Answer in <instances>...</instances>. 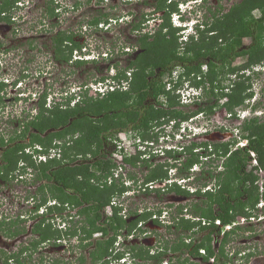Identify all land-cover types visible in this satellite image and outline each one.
I'll return each mask as SVG.
<instances>
[{"label": "trees", "instance_id": "trees-1", "mask_svg": "<svg viewBox=\"0 0 264 264\" xmlns=\"http://www.w3.org/2000/svg\"><path fill=\"white\" fill-rule=\"evenodd\" d=\"M17 2L18 0H0V19L9 20ZM156 9L164 12V21L153 34L144 33L139 36L140 51L136 53L135 58L123 69L118 68L117 64L109 65L115 69L112 79L118 84H125L96 95L89 93L90 85L81 84L78 96L71 94L65 98L63 104L59 102L50 106L45 105L43 95L38 114L18 122V126L11 133H7V138L0 136V178H10V175L18 170L19 161L24 160L26 164L21 167V172H24L27 166L34 167L35 180L45 179V182H41L37 187L36 193L39 194L41 202L36 204V207L45 204L48 197L60 202L59 206H50V210L61 212L65 203L78 207L82 219L74 234H77L79 228L81 234L78 244L82 248L91 247L92 264H98L100 260V264H121L118 260L122 257V252H114L112 248L117 235L133 234L137 221L150 215L145 212L134 220H127L115 210L112 216L103 217V207L109 203L116 190H123L122 186L117 188V184L107 185L104 182V175L107 176L110 167L115 166L111 158L115 151L113 136L118 131L131 130L144 139H150L156 136L150 131L155 125H160L165 117L180 121L200 112L210 114L217 107H224L230 117L234 118L238 110L236 107H246V100L251 99V74L257 73L254 68L264 61V0H240L233 3L226 12L219 13V9L212 11L209 26L204 31L198 29L197 37H191L187 42H179L177 28L169 21L170 12L177 9L176 3L167 5L166 0H157ZM254 10L259 11L257 16L253 14ZM50 13L54 14V10L51 9ZM102 16L107 14H100L89 20V23L97 26L101 21H107ZM139 27L140 22L134 21L132 30ZM243 38L249 41L236 42V39ZM52 41L55 56L61 62H67L75 49L81 50V45L75 41L74 35L66 31L57 32ZM68 42L71 44H67ZM110 53L112 52L106 53L101 59H108ZM238 57H244L245 60L234 64ZM73 61L75 65L88 62L81 58ZM96 61L98 60L93 59L90 62ZM203 65L206 67L205 72ZM246 70L250 73L246 74ZM174 71L175 77H178L176 81L173 80ZM231 75H234V78ZM107 77L108 75L102 76L99 81H104ZM165 79L173 84L172 89L166 88ZM183 80H188L190 85L201 87L202 94L198 99L204 97V101L195 100L197 106L187 112L177 107L178 94L173 92ZM224 80H227L228 84H223ZM4 86L5 83L0 82V90ZM163 97H166L165 101L161 100ZM224 98L226 100L222 102ZM1 100L0 95V103ZM71 101L73 103L70 106ZM255 108L256 105L251 106L252 110ZM239 129L240 138L247 139V144L240 148L230 150V145L236 140L203 141L201 144L192 142L185 145L181 151L169 152L178 162L181 155H185L180 171L188 170L195 163H204L202 157L207 159L212 155L218 160L215 166L221 168L214 175V186L205 193L197 191L195 194L200 201L192 203L190 208L192 216L204 219L208 224H201V220L192 221L177 217L176 226L179 225L183 233L194 227L205 233L199 242H185L182 233V236L178 237L179 240L169 249L179 252L185 247L187 255L184 259L183 253L177 255L176 262L170 256L168 264H198L193 258H199L202 264H210L211 257L214 260L212 264H228L230 261L229 264H235L225 248L230 241V233L235 229L225 232L219 238L220 229L214 224V220L219 219L222 225L230 223L237 216L247 214L248 210L255 207L260 197H264V193L261 194L258 190V173L254 172V169L264 168V117L253 115L244 118ZM6 139L9 140L8 143ZM60 139L62 143L54 142ZM35 143L40 144L41 150L62 147L61 157L49 158L44 163L36 164L32 154L25 152ZM197 146L202 148V152L194 151ZM249 151L255 153L258 166L248 171L247 164L251 159ZM124 159L126 163L134 165L139 158L133 156ZM147 166L150 169L144 176L145 183L166 177V165ZM207 171L210 172L209 169ZM209 175L213 176L212 173ZM129 177L134 178V174L129 173ZM170 191L189 195L188 191L181 190L176 184L171 186ZM34 195L36 197V194ZM178 210L182 211V207L178 206ZM21 220L16 218L10 222V235L17 237L26 230L21 225ZM31 230L36 237H32L18 252L6 256L4 264H26L24 259H20L23 252L29 248L32 251L37 250L41 242L61 236V230L46 223L45 218L35 222ZM95 232H101L102 236L93 241ZM196 232L192 231V234ZM215 236H218L216 246L212 244ZM88 239L91 240L86 242ZM199 248H203L205 253L201 254ZM130 249L134 253L132 257H141L144 260L158 259L157 262H160L168 248L166 243L164 249L154 256H151L148 249L142 252L137 244L130 245ZM127 253L130 256L131 253ZM79 260L84 262V257H79ZM125 264L133 263L130 261Z\"/></svg>", "mask_w": 264, "mask_h": 264}, {"label": "rangeland", "instance_id": "rangeland-1", "mask_svg": "<svg viewBox=\"0 0 264 264\" xmlns=\"http://www.w3.org/2000/svg\"><path fill=\"white\" fill-rule=\"evenodd\" d=\"M237 1L240 0H206L203 2L204 6L199 8L200 14L197 13V15H201L205 11L207 19L212 11L215 12L219 9V13L226 12L228 8ZM20 2L18 8L12 11L13 14H11L9 20L0 19V42H4L5 46H16L15 49L6 53L4 55L5 57L0 56V77L3 76L4 72L7 73L6 76L23 75L22 77L25 78L23 86H25L26 91L32 93L30 95L31 99L22 100L20 98L22 96H18L21 94L17 95L16 90H14L16 88L15 85L8 83V86L5 88L6 91L2 95L4 108L0 110L2 111L3 109L7 111L0 115V120H2L0 126L3 124V131H5V133H11L12 130L18 126V122L27 119L28 113L31 115L33 114L32 112H35V100L38 99V94L45 89H51L47 91V96H49V93H52L47 100L49 103H52L53 100H60L58 96L61 94L64 96L66 94L69 95L72 93V90H76L77 92L81 84H92L95 86L102 76L106 77L112 72L109 65L117 64L120 69L127 67L129 61L133 60L136 53L140 51L138 40L139 36L142 35L133 33L130 21L132 18H134V20H139L142 17V13L153 10V8L156 7L155 4L157 0H21ZM55 8L57 9L55 10ZM51 9L54 10V15H50ZM258 12V10H254L253 14L257 16ZM100 14H107V16L102 17L104 19L108 17L109 23H105L102 26L89 23V20H92ZM123 14H128V16L121 18ZM130 14H132V16ZM145 30H149L148 27ZM56 31H66L67 33L73 34L75 41H78L82 46L81 51L85 50L87 45L95 48L99 53L100 51L109 52L107 50L108 48L114 49V51L108 55V59H101L102 55H100L98 61L87 62L82 65H75L74 62L69 64L61 62L55 56L52 41V37ZM155 31L156 30H153V33ZM150 32H152V30ZM248 41L247 38L241 40L236 39L237 43H247ZM123 44L129 46L131 49L130 53L121 51L116 53ZM0 53L3 55L2 52ZM73 54L78 56L75 51H73ZM30 56H35V59L33 63L28 64L25 62L24 58ZM1 58L5 60L2 64ZM244 60V57H238L234 64H239ZM255 69L259 71L251 74L250 78L253 95L250 100H246V107H236L240 119L249 118L253 115L264 117V61ZM128 71H130V69ZM231 77L234 78V75H231ZM10 80L11 79H8V82H10ZM223 84H228V81L224 80ZM84 86L85 85H83V88ZM89 93L94 95V89L90 88ZM16 96H18L19 99L14 100ZM184 97L185 96L182 97V100L180 99L177 105L178 108L187 112L189 109H193L197 106L194 99H184ZM203 98H200L199 101H204ZM161 100L165 101L166 97L161 98ZM222 100L224 101V99ZM71 105L72 101L70 102V106ZM252 105H256L255 110L251 109ZM214 113L207 115L205 113L203 118L193 120L190 126H199L194 132H200L202 127L206 125V128L211 130V132L231 129L234 132L232 133L233 136L236 132L239 134V129H236V126L241 123L240 120L229 117L224 107H217ZM150 132L151 134L157 132L158 138L157 141L154 142L153 147L159 150V153H147L146 160L151 163H160L168 160L170 156L168 153L163 154L164 149H162V146L163 143L168 142H164V138L168 140L170 137L172 138L171 134L165 135V132H172L170 122L154 127ZM204 136H206L205 133H199L193 136V138L197 137V140H203ZM227 137H231V135L225 136L224 139ZM113 138H118V144L122 145V151L124 153H127L129 150L136 151L137 148L144 147L142 142L133 144L137 139H134L132 132L129 130L120 133L117 132ZM154 139L155 138L147 140ZM235 140L239 142L233 145L232 148L240 147L242 143H245V140L239 139V136ZM171 142L172 141L169 140L167 144L171 146ZM184 157L185 156L182 155L180 161L183 162ZM213 162H217L218 164V160H212L211 157L205 162L206 168L210 171L208 173L213 174L214 169L218 170ZM248 168H251V163L249 162L247 169ZM127 170L129 173H133L135 178L143 179L145 174L148 173L149 168L146 167L144 161H138V163L134 165L130 163L126 164L123 167V172ZM32 171L34 174L36 173L34 168ZM186 172L191 171L181 170L176 177L181 178L180 175L187 174ZM209 176L210 175H207V173L204 174L202 177L198 178L197 183L202 184L207 182L208 185H211V182H208L211 181L209 180ZM263 180L264 177L260 176L258 179L259 182L257 181L258 190L260 192L264 189V186H262ZM41 182H45V179ZM39 183L40 182H36L35 175L33 176L32 173L27 174V176L22 179H17L16 176L5 180L0 178V264H4L6 256L17 252L22 246L28 244L32 236L36 235L30 230L35 220L32 219L34 216L35 218H39L41 215L46 214L45 218L50 219V214H47L46 211L41 208L34 214L35 204H32V202L33 200H38L36 197H39V194L36 193V188ZM175 193L176 192L171 191L162 193L154 191L149 192L137 187L133 195L123 193L121 197H117L123 202L122 211L125 212L124 214H126L125 218L127 220L136 219L142 211H153L146 218H141L137 221L136 228L139 225L140 227L134 231L132 236L129 235L125 237L121 234V237H117L119 238L118 240L123 242L122 244L124 246L135 243L140 246L141 250H143L142 252H145L154 245H158L159 242H163L167 238V242L177 240L180 231L183 232V229L179 225L178 227L176 226V224H178L176 219V223L173 224L174 226L167 228L166 221L169 219V215L176 216L177 205L180 204L188 208V211L183 210L185 212L184 217H191L189 213L192 203L200 200L196 196L182 199L181 195H176ZM34 194H36V197ZM32 195H34V198H31ZM27 199L30 200L28 201ZM107 211L109 212V210H106V212ZM64 214H66V212H64ZM17 215L25 216L26 221L20 223L27 228V230H23L24 232L15 237L9 234L8 226L11 224L10 222L14 220L10 219ZM63 220L66 221V225L68 223L70 224V228L68 227L67 230L74 229L80 224L78 221L69 219V216L64 217V215L58 219L55 224L57 225L59 223L63 225ZM154 220H158V222ZM51 222L53 221L51 220ZM52 226L55 227V225ZM241 228L245 231L246 229H250L251 238L249 241H243V230ZM241 228L238 229V234L236 235L237 240L234 241L235 246L242 250L246 248L250 249V251H254L255 254L252 255L250 260H252L254 264H264V220L258 223L254 222L250 225L247 224ZM67 233L68 231H62V236H66ZM185 233L188 234L189 231ZM204 233V231H199L194 234V237L199 238ZM53 240L54 237L45 240V243L39 244L43 246L38 247L37 250L32 251V249L29 248L23 252L20 259H24L26 264H92L90 261L80 263L79 258L77 259L80 254H85V250L78 244L76 238L68 239L65 237L61 240V243L54 242ZM89 249H91V247H89ZM170 256H173V254L168 251L161 259L165 262L166 260L168 261ZM174 257L173 261H178V258L176 256ZM139 259L141 262H146V264H155L156 262L153 259L144 260L141 257ZM194 261L198 264H202L199 258L194 259Z\"/></svg>", "mask_w": 264, "mask_h": 264}, {"label": "clouds", "instance_id": "clouds-1", "mask_svg": "<svg viewBox=\"0 0 264 264\" xmlns=\"http://www.w3.org/2000/svg\"><path fill=\"white\" fill-rule=\"evenodd\" d=\"M20 1L21 0H18V2H20ZM205 1L206 0H166V4L167 5L172 4V3H176L177 9L172 11V12H170V14H169V19L170 20L169 21L171 22V25L174 28H177L176 35L179 38V42H187L191 37L196 38L197 35H198V29L204 31L209 26V23L211 21L212 12H211L210 16L207 17V19H206L205 11L201 15H197V13L200 14L199 8L204 6L203 2H205ZM17 8H18V4H17L16 9ZM56 9L57 8H55V10ZM50 15H54V14L50 13ZM130 15L132 16V14H130ZM126 16H128V14L127 15L123 14L121 16V18L126 17ZM141 16L142 17L139 20H134V18H132V20L130 21L131 30H132V24H133L134 21H136L137 23L140 22L139 29L132 30L133 33H135V34H144V33L152 34L153 30L157 31L159 29V27L161 26V24L163 23V21H164V12L161 11V10L156 9V7H154L153 10H151L149 12L142 13ZM105 19L107 21H101L98 25L102 26L105 23H109L108 22L109 18L107 17ZM116 20H118V19H116ZM147 27H148L149 30H145ZM151 30H152V32H150ZM165 30H166V28L163 29V31H165ZM125 45L126 44H123V45L120 46V48L118 47L119 49H118V51H116V53H118L119 51L124 52V53H130L131 49L129 48V46H125ZM81 49H82V46H81ZM107 50L109 52H113L114 51V49H110V48H108ZM74 51L76 52V54H78V56H76L75 54H72V58H73L72 60H75L76 58H81V59H84V60H86L88 62L92 61L93 59L98 60L100 55L104 56V55H106V53H108V52H102V51H100V53H99L97 50H95V48H92L90 45H87V48L85 50H83V51L78 50V49H75ZM105 57H107V56H105ZM255 68H257V67H255ZM255 68H254V70L257 71V69H255ZM202 69L204 70V72L206 71V67L204 65H203ZM110 70L112 72L108 75V77L104 81H98L95 86L92 85V84H89L90 88L94 89V92H95L94 95H96L97 93L104 94L108 90H112L113 88H115V86L118 87V86H122V84H125V82H121L120 84L116 83L115 79H112V76L115 75V69L113 67H111ZM247 72L250 73L249 70H246V74H247ZM173 73H174L173 74V80L176 81L178 79L177 76L175 77L176 71H174ZM22 74H24V73H22ZM22 76L21 75L20 76H15V75L14 76L13 75L4 76L3 75L1 77V79H0V82L5 83L6 86H8V83L9 84L11 83L12 85H15V83L18 80H20L19 86L16 87V85H15L16 88H19V87H21L23 85V83H25V78L22 77ZM8 79H11L10 82H8ZM165 81H166V88L167 89H172L173 88V84L168 82V79H165ZM79 88H80V86H79ZM79 88H78L77 92H76V90H74V91L72 90L71 94L72 95L76 94L78 96L79 95L78 92L80 90ZM173 92L175 94H178V98H179L178 100L179 101H180V99L182 100L183 96H185L184 99H191L192 98L194 100H200V99H198V96H201L202 88L201 87L200 88L196 87L194 85H190L188 80H183L182 83L179 84L173 90ZM47 94H48V92H46V91L41 93V94L40 93L38 94V97L39 96L43 97V95H45V102H47V106H50L53 103H59V102H61L63 104L65 98L67 96L71 95V94H69V95L66 94L67 96L66 95L64 96L63 94H61L60 96H58L60 98V100H53L52 103H49L47 98L51 95V93H49V96H47ZM30 95H31V93H27L26 94V92H21V95H18V96H22V97H20L21 99H24L25 97L31 99ZM18 96H16L15 98L19 99ZM225 100H226V98H224V101ZM248 100H250V99H248ZM190 101H193V100H190ZM224 101L222 100V102H224ZM72 103H73V101H72ZM35 108H36L35 112H32L33 114H31V115H29L30 113H28L27 116L31 117L33 115H36V112L38 111V108L36 106H35ZM227 113H228V116L230 117V113L228 111H227ZM204 114H205L204 112H200V113H197L195 115L189 116L187 119H183V120H180V121H179V119L178 120L170 119V118L168 119V117L163 118V122L161 124H166V123L170 122L171 130H172L171 133L170 132H165V135L166 134H171L172 135V138L171 137L169 138V140L172 141V142H171V146H170L169 144H167V143H169V140L167 138H164V142L165 141H168V142L163 143V146H162V149H164L163 150V154H166V153L169 154V152H174V151H181V150H183V147L185 145H190L191 142L201 141L200 139L197 140V137L193 138V136H195L196 134H199V133H205L206 134L207 132H211V130H208L206 128L207 127L206 125L202 127V130L200 132H194L195 129H197L199 126H197V127H194V126L191 127L190 126V124H191V122L193 120L203 118ZM239 116L240 115L237 113V115L234 118H232V117L231 118L235 119V120H240L241 123H242L243 119H240ZM241 123H239L236 126V129H239V125ZM157 126H159V125H155V127H157ZM129 131L132 132V135H133L134 139H137V141H135L134 143L132 142V143L133 144H139L140 142H142L144 144V147L137 148L135 154H133V155L132 154L128 155L127 153H124L122 151V147H121L120 151H122L125 154L124 158L125 157L130 158V157H133V156H138V158H139L138 161H144L145 164H146V167H148L147 164H151V166H154L155 164H157V165L158 164L166 165V166H164V169L166 170V177H164V178H162L160 180L158 179V180H156L154 182L145 183L144 177H143V179L135 178V175H134V178H130L128 170L126 172H123L124 165H122L121 169H120L119 165L114 161L115 162V166L113 165V166L110 167V172L107 174V176L104 175L106 177L104 179V182L107 185H112V184L116 185L117 184L118 185L117 188H120V186H122L123 190L121 192L116 190L115 193L112 195L109 203L103 207L102 214L105 217L112 216L114 211L117 210V214L119 216H122L123 218H125L126 214H124L125 212L122 211L123 202L121 200H119L117 197H119V196L121 197V195H123V193L133 195L134 191L136 190L137 187L139 189H144V190H147L149 192L150 191H154V192H157V193H162V192L170 191L169 187L171 185H173V184H176L177 186H179V188L181 190L183 189L184 191H188L189 195L196 196V197H197V195L195 193L197 191H200L201 193H205L207 190H210L212 188L210 185L207 184V182H204L202 184H198L197 180H198L199 177H202L206 173H207V175H209V173L207 171L208 169L206 168V165H205V162L207 161L208 158H210V157L213 158V155L210 156V157H207V159H205V157H202V161H204V163H201V164L200 163H195V164H193L191 166V168L188 169V171H191V172H186L187 174L180 175L181 178H177L176 175L178 176V174L181 172L180 171V166H181V163H182V161H180L181 159L178 162L177 160L173 159L169 155L170 157H169L168 160L165 159L166 161H163V162H160V163H151L150 161L148 162L146 160L147 159L146 158L147 153L148 154L149 153L150 154L159 153V150H157L155 147H153L154 146V142H156L157 138H158L157 132H154V135H156L155 137H153V138H155L154 140H147L149 138H145L144 139L138 133H135V132H133L131 130H129ZM219 131L221 132V134L223 136L221 138H218V142H225V141L235 140L239 136V139L245 140V143L244 144L242 143L240 147H243V146H245L247 144V139L246 138H240L241 137L240 136V129L238 130L239 134L236 132L234 134V136L232 134L234 132L231 129H228V130L225 129V130H219ZM120 132H123V131H118V133H120ZM191 134H192V136H191ZM228 135L229 136L231 135V137H227L226 139H224L225 136H228ZM0 136L1 137L2 136L7 137L8 134L5 133V131L3 132V129L2 130L0 129ZM153 138H150V139H153ZM117 139L113 140V144H115V149H117L116 148V144L119 141ZM54 142H57V143L61 142L62 143V140L61 139L57 140V141L55 140ZM238 142L239 141H237V142L235 141L234 143H232L230 145V150H233V149H236V148H240V147L232 148V146L236 145ZM34 149H38L39 151H34ZM201 149L202 148H199L197 146V147L194 148V151L200 152ZM61 150H62V147H51V148H49L47 150H43V149L41 150L40 144H34L30 150H29V148H27L25 150V152H27V153L29 152V154H32V158L35 161V163L39 164V163H42V162L43 163L46 162L49 158H60L61 157ZM249 153H250V156H251V159L249 160V163H251V168H248L247 169L248 171L251 170L252 168L258 166V162H257L256 156H255V153L253 151H249ZM42 155L45 157L44 160H42V158L39 159V156H42ZM36 161H38V162H36ZM138 161L136 163H138ZM123 163L125 165L128 164V163H126L125 159L123 160ZM25 164H26V162L24 160L23 161L20 160L19 163H18V170H16L15 173L11 174L10 177L16 176L17 179H20V178L22 179V178H25L27 176V174H29V173H32L33 176H34V173L32 171L34 167L27 166L26 170L24 172H21V167L23 165H25ZM247 166H248V164H247ZM220 168L218 167V170ZM28 171H30V172H28ZM194 171H196V172H194ZM171 172H172V175H171ZM254 172L258 173L259 177L260 176L264 177V168H260L259 167L258 169H254ZM262 186H264V180L262 181ZM156 190H159V191H156ZM262 193H264V189H263V191H261V194ZM31 198H34V195H32ZM197 198H199V197H197ZM37 199L38 200H33V202H32V204H35L34 214H36V211L39 210V208H41V209L43 208L46 211L47 214H50L49 215L50 219L53 221V222H51L50 219H46L45 216H44L45 222L46 223H50L51 225H55V227H53V226L52 227L61 230V236H62V231H68L67 228L68 227L70 228V224L68 223L66 225V221L65 220H63V225L59 224V223L57 225L55 224L58 219L63 217V215H64V217L69 216V219H71V220L75 219V221H78V223H80L79 221L82 218L80 219L81 215L75 210L76 206H74L72 204H69V203H65L63 210L61 212H59V211H57L55 209H53V210L49 209L50 206L51 207L59 206L60 202L58 200H56V199H51L50 201L47 200V202L45 204H40L38 207H36V204H39L41 202L39 197H37ZM27 200L29 201L30 199H27ZM52 200H54L55 203H51ZM259 201H264V197H260ZM259 201L255 205V207L250 209V210H248L247 214H245L244 216H247V217L250 216V215H255V217L262 216L264 214V205L261 208L258 207ZM106 210H109V212L108 211L106 212ZM64 212H66V214H64ZM145 212L151 213L153 211L152 210H147ZM145 212L142 211V212H140V214L145 213ZM166 214H168V213H166ZM16 218L22 219L20 222L26 221L24 215H17L14 218H11L10 220L16 219ZM40 218H41V216L39 218H35V216H34V218H32V219H35L33 224H35V222L39 221ZM168 218L169 219L167 220L168 222H166V224H167L166 227L167 228H171V227L174 226L172 221L175 220L176 217L169 215ZM260 221H262V218L259 219L257 221V223L260 222ZM59 222H61V221H59ZM156 222H158V220H156ZM33 224L31 225L30 230L32 229ZM59 225H62V226H59ZM244 226H246V225H243V227ZM139 227H140V225L134 231H136ZM241 227L242 226L236 225L234 228H232V229H235L234 232H231L232 229L227 231V232H231L230 235H229V237H230L229 240L230 241H235L234 238H233V234L237 235L238 234V229L241 228ZM75 229H77V227L74 228L73 230H75ZM26 230H27V228H26ZM242 230L245 231L244 229H242ZM97 233H99V232H95L93 235H96ZM133 234H128V236L129 235L132 236ZM243 235L244 234H242V236ZM63 236H65V235H63ZM32 237H36V236H32ZM76 239L79 242L77 237H76ZM118 239L119 238L116 237V241L114 243V246L112 247L114 249V252H122V257L118 260V262H120L121 264H125V263H128V262L131 261L133 264H136V263L137 264H144V263L146 264V262H141L140 261V259H139L140 257H132V255L134 253L131 251L130 245L129 246H127V245L124 246L122 244L123 242H121ZM178 240H179V238L177 240H173L172 242H170V241L167 242L166 241L168 250L173 254V256H171L173 259L175 258L174 256H176V254L174 252H172L169 248L174 242H177ZM53 241L56 242V238L55 237H54ZM58 242L61 243L60 240H58ZM229 242H228V244H229ZM43 243H45V241H43ZM115 244H116V246H115ZM133 244H135V243H132L131 245H133ZM38 246L41 247L43 245H38ZM118 246H120V247H118ZM234 246H235V244H234ZM153 247H154V250L150 253L151 256L157 255L161 251V249H160L161 246L159 244L158 245H154ZM235 249H236L235 250V255L233 256V258L238 257L240 248L235 246ZM17 252H18V250H17ZM127 252L131 253L130 256L128 255ZM11 261H12V258L9 259V262H11ZM112 261H113V263H115V259H113ZM155 261H156L155 264H157V263L163 264L162 259H161L160 262H157L158 259L155 260ZM250 264H254L253 261L250 262Z\"/></svg>", "mask_w": 264, "mask_h": 264}, {"label": "flooded vegetation", "instance_id": "flooded-vegetation-1", "mask_svg": "<svg viewBox=\"0 0 264 264\" xmlns=\"http://www.w3.org/2000/svg\"><path fill=\"white\" fill-rule=\"evenodd\" d=\"M57 32H59V31H56L55 33H54V35L57 33ZM53 35V36H54ZM66 42L67 41H65V45H66ZM67 44H71V42L69 43H67ZM16 48V46H5L4 45V42H0V52H2L3 53V55L0 53V56L1 57H5L4 55L6 54V53H8L10 50H12V49H15ZM20 57H21V55H20ZM23 59V58H22ZM25 59V62L26 63H33V61H34V59H35V56H30V57H26V58H24ZM23 59V60H24ZM1 60H2V62H1V64L5 61L4 60V58H1ZM72 62H74L73 60H72V57L66 62V63H72ZM26 71V70H25ZM6 72H4V76H6ZM0 79H1V77H0ZM19 84H20V80H18L16 83H15V85H16V87H18L19 86ZM7 86H6V84H5V86L0 90V95L2 96L3 94H4V92L6 91V88ZM14 90H16V92L18 93V94H21V92H26V94L27 93H30L29 91H26V88H25V86H21V87H19V88H15ZM48 90H51L50 88H47V89H45L44 91H48ZM44 91H42V92H40V94L41 93H43ZM32 93V92H31ZM17 94V95H18ZM52 94V93H51ZM42 96H39L38 97V99L37 100H35V102H36V107L38 108V111H39V104H40V101H41V98ZM16 98L14 97V100H15ZM26 99H29V98H27V97H25L24 99H22V100H26ZM3 103H4V101H3V97H2V100H1V103H0V110H1V108H4V105H3ZM45 105L47 106V102H45ZM38 111L36 112V114H38ZM7 111H5V110H3L2 109V111H0V115H1V113H6ZM214 112H215V110H214ZM214 112H212V113H210V114H213ZM215 114V113H214ZM207 115V114H206ZM2 122V120H0V123ZM4 127H3V124H1V126H0V129L2 130ZM4 132V131H3ZM206 136H204V139L203 140H201V141H197L199 144H201V142H203V141H208V142H213V141H216V142H218V138H221L223 135L221 134V132L219 131V130H217L216 132H207L206 134H205ZM8 137V136H7ZM6 137V138H7ZM6 142L8 143L9 142V140L8 139H6ZM192 143V142H191ZM35 144H39V143H35ZM1 149V148H0ZM202 152V151H201ZM212 160H216V159H214V158H211ZM0 163H1V160H0ZM213 164L214 165H217V162H213ZM218 168V167H217ZM219 170H217V169H214V172H213V176H209V180H211V181H209V182H211V187H213L214 186V175L218 172ZM41 181L42 180H38L37 182H40L41 183ZM39 183V184H40ZM38 184V185H39ZM172 186V185H171ZM171 186L169 187V189L171 188ZM37 187H39V186H37ZM36 190H37V188H36ZM171 192H176V191H171ZM176 195H181V197H182V199H188L190 196H192V195H188V194H186V193H183V192H176L175 193ZM52 198H50V197H48V201H50ZM178 206H180V207H182V211H180V210H178ZM187 209V211H188V208L186 207V206H184V205H177V214H176V216L177 215H179V216H182V215H185V213H184V211L183 210H186ZM75 210L78 212V207H76L75 208ZM46 215V214H45ZM45 215H41V218L40 219H42V218H44V216ZM239 216H241V215H239ZM244 216V215H243ZM103 217H105L104 215H103ZM82 218V216L80 217V219ZM74 221H75V219H73ZM262 220H264V218H262ZM155 221V220H154ZM172 223L173 224H175V222L174 221H172ZM44 224V223H43ZM78 225V224H77ZM59 226H61V225H59ZM79 226V225H78ZM80 229L78 228V232H77V234H74V230L73 229H70V230H68V233L66 234V236H60V237H55L56 238V242H58V240H62L63 238H65V237H67L68 239H70V238H78L79 236H80V234H81V232L79 231ZM245 232H249V233H247V234H245ZM101 233V232H100ZM182 231H180V233H179V236H182ZM244 233V235H243V241H249L250 240V238H251V231H250V229H246V231H244L243 232ZM102 234V233H101ZM98 235V236H93V238H92V240L93 241H95L96 239H98V238H100L102 235ZM178 236V237H179ZM184 236H186V234H185V232L183 233V240L185 241V237ZM178 239V238H177ZM191 239L192 238H189V240L191 241ZM78 240H79V238H78ZM89 240H91V239H88V240H85L86 242L87 241H89ZM84 241V242H85ZM192 241L194 242V239H192ZM170 242H172V241H170ZM186 242V241H185ZM43 243V242H42ZM165 243H166V241H163V242H159V245L161 246V251L164 249V245H165ZM214 243H216V240L214 241ZM217 245V243L215 244V246ZM163 246V247H162ZM184 248L185 247H182V249L179 251V252H174L175 254H176V256L177 255H179V254H181V253H183L182 255H183V258H185V256L187 255V253L185 252V250H184ZM152 251H153V247H151L150 248ZM150 249H148V251H149V253H151L152 251L150 250ZM83 250H85V254H80L78 257H77V259L79 258V257H81V256H83L84 257V262L85 261H90V263H93V260H92V258H91V256H90V249H89V247L87 248H84ZM151 251V252H150ZM169 250L167 249L166 250V253L168 252ZM244 252H245V256H246V262H252V260H250V258L252 257V255L253 254H255V252L254 251H250V249H246V248H244ZM250 254H249V253ZM247 253V254H246ZM79 262L80 263H82V261L81 260H79ZM98 264H100L101 263V260L99 261V262H97ZM168 263H169V261H168ZM167 263V264H168Z\"/></svg>", "mask_w": 264, "mask_h": 264}, {"label": "built area", "instance_id": "built-area-1", "mask_svg": "<svg viewBox=\"0 0 264 264\" xmlns=\"http://www.w3.org/2000/svg\"><path fill=\"white\" fill-rule=\"evenodd\" d=\"M21 2H17V4H20ZM13 14V13H12ZM121 147H122V145H120V144H118V142H117V144H116V148L117 149H115V151L112 153V155H111V158H112V160L113 161H115L118 165H119V167H120V169H121V166L122 165H124L125 166V164L123 163V160H124V153L122 152V151H120V149H121ZM135 150H129L128 152H127V154L128 155H131L132 153L133 154H135ZM42 158V160H44L45 159V157L42 155V156H39V159H41ZM51 203H55V201L54 200H52V202ZM264 205V201H259V203H258V207H262ZM109 208V207H108ZM43 209V208H42ZM261 218H264V214L262 215V216H260V217H255V215H250V216H243V215H241V216H237L236 218H235V220H233L232 222H230V223H227V224H224V225H222L221 224V222H220V220L219 219H215L214 220V223H215V225H217L218 227H219V229H220V236H222V235H224V233L225 232H227V231H229V230H231L232 228H234L236 225H239V226H243V225H250V224H252V223H254V222H257L259 219H261ZM166 222H168V221H166ZM203 224H208V222H202ZM247 233H249V232H245V234H247ZM242 234H244V233H242ZM233 238H234V240H236L237 239V237H236V234H233ZM214 241H215V237H213V240H212V243L214 244ZM225 248H226V251H227V253H228V256L231 258L232 257V259H233V262L235 263V264H241V263H243L244 262V260H243V258H242V255L244 254V250H242L241 252H239V254H238V257H236V258H233V256L235 255V246H234V241H230L229 242V244L227 243L226 245H225ZM199 252L201 253V254H204L205 253V250L203 249V248H200L199 249ZM214 260H213V257H211V258H209V262H210V264H212V262H213ZM168 263V261L166 260L165 262H163V264H167ZM230 263V262H229ZM228 263V264H229ZM245 264H250L249 262H246Z\"/></svg>", "mask_w": 264, "mask_h": 264}, {"label": "bare ground", "instance_id": "bare-ground-1", "mask_svg": "<svg viewBox=\"0 0 264 264\" xmlns=\"http://www.w3.org/2000/svg\"><path fill=\"white\" fill-rule=\"evenodd\" d=\"M186 211H187V209H186ZM185 213V212H184ZM190 215H191V217L189 216V217H184V215H182V216H175L176 217V221H177V217H183V218H185V219H192V221H197V220H201L202 222H205V220L204 219H200V218H198V217H195V216H192V214L191 213H189ZM195 217V218H194ZM156 221V220H155ZM174 222H175V220H173ZM176 223V222H175ZM201 224H203V223H201ZM215 224V223H214ZM204 225V224H203ZM197 231L196 233H198L199 232V230L197 229V227H194V228H192V229H190L189 230V233L188 234H186V236H184L185 237V241L186 242H190V240H189V238H192V239H194V242H199L200 241V239H201V237L203 236V235H201L199 238H197V237H194V234H192L191 235V233H192V231ZM201 232H203V231H201ZM244 232V231H243ZM101 233H97L96 235H93V236H98V235H100ZM118 236H120L121 237V234L120 235H117V237ZM124 236V235H123ZM126 236H128V235H126ZM223 236V235H222ZM222 236H220L219 235V238L220 237H222ZM216 238H218V236H215V240H216ZM191 239V240H192ZM213 244V243H212ZM215 244L216 243H214L213 245L215 246ZM200 249V248H199ZM244 250V249H243ZM242 251V249H239V252H241ZM242 258H243V260H244V262L243 263H241V264H245L246 263V256H245V252H244V254L242 255ZM194 259H196V258H193V261H194Z\"/></svg>", "mask_w": 264, "mask_h": 264}]
</instances>
